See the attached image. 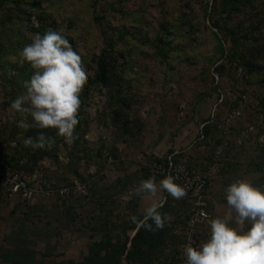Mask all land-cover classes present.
I'll use <instances>...</instances> for the list:
<instances>
[{"label": "rangeland", "instance_id": "rangeland-1", "mask_svg": "<svg viewBox=\"0 0 264 264\" xmlns=\"http://www.w3.org/2000/svg\"><path fill=\"white\" fill-rule=\"evenodd\" d=\"M56 30L90 72L72 141L52 128H19L24 117L10 107L33 71L21 50ZM105 49L109 78L97 82ZM40 132L50 146L24 145ZM0 144L14 168L71 189L35 201L0 192V264L18 246L34 264L79 263L107 240L128 249L139 228L130 218L142 220L153 203L171 221L152 264L185 263L186 196L141 198L135 189L162 180L151 171L155 160L178 151L205 169L223 146L199 245L209 222L228 211L229 184L243 178L264 187V0H0Z\"/></svg>", "mask_w": 264, "mask_h": 264}, {"label": "clouds", "instance_id": "clouds-1", "mask_svg": "<svg viewBox=\"0 0 264 264\" xmlns=\"http://www.w3.org/2000/svg\"><path fill=\"white\" fill-rule=\"evenodd\" d=\"M21 63L30 64L32 75L24 82L26 92L10 105L21 114L17 121L21 129H56L66 141L79 139L75 131L80 119L82 90L90 77L82 55L62 31L37 33L30 44L20 52ZM30 116L34 123L29 124ZM35 149L50 146L51 141L40 132L37 138L23 141ZM163 190L174 199L187 195L186 188L168 175L159 182L155 177L144 179L135 189V195L156 198ZM228 211L209 222L207 239L199 245L192 242L183 248L185 264H264V187L250 180L237 179L225 188ZM161 205L153 203L141 220L130 219L149 231L165 227L171 216L160 212ZM151 221V223L149 222Z\"/></svg>", "mask_w": 264, "mask_h": 264}, {"label": "built area", "instance_id": "built-area-1", "mask_svg": "<svg viewBox=\"0 0 264 264\" xmlns=\"http://www.w3.org/2000/svg\"><path fill=\"white\" fill-rule=\"evenodd\" d=\"M215 150V158L207 163L208 166L205 169L192 167L186 159L178 158V151L171 153L163 161L155 160L151 165V171L155 176L164 179L168 175H172L176 178V182L183 185L187 190L186 198L189 199L190 207L183 232V248L189 242L198 245L200 228L210 217L208 186L217 172L218 157L223 150V146L218 145ZM1 191L8 193L11 197H21L23 200L28 201L71 193L68 186L54 188L38 173L25 174L14 168L9 161L5 147L0 144ZM183 260L185 261V257L182 254Z\"/></svg>", "mask_w": 264, "mask_h": 264}, {"label": "trees", "instance_id": "trees-1", "mask_svg": "<svg viewBox=\"0 0 264 264\" xmlns=\"http://www.w3.org/2000/svg\"><path fill=\"white\" fill-rule=\"evenodd\" d=\"M109 78L108 55L105 49L98 59V69L96 75L97 82H105ZM188 207H190L189 199ZM160 212L165 213V207H160ZM186 216L185 222L187 220ZM151 223V221H149ZM152 231L144 227H139L130 239V247L127 243L121 244L119 241L112 243L111 240L99 243L96 250H91L90 255L79 263L72 264H124L122 256L125 254L127 264H152L151 254L158 248L166 236V228L155 230L153 224ZM33 255L25 251L23 246H18L17 250H9L5 256V261L10 264H34ZM63 264V263H61Z\"/></svg>", "mask_w": 264, "mask_h": 264}, {"label": "crops", "instance_id": "crops-1", "mask_svg": "<svg viewBox=\"0 0 264 264\" xmlns=\"http://www.w3.org/2000/svg\"><path fill=\"white\" fill-rule=\"evenodd\" d=\"M148 200H149V199H148ZM144 202H147V204H148V201L142 200V201H141V208H144V206H143V203H144ZM147 207H149V206H147ZM147 207H145V208H147ZM143 210H144V209H143Z\"/></svg>", "mask_w": 264, "mask_h": 264}]
</instances>
